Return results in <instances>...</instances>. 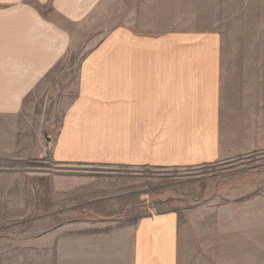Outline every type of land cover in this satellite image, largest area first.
<instances>
[{"label":"crops","instance_id":"obj_1","mask_svg":"<svg viewBox=\"0 0 264 264\" xmlns=\"http://www.w3.org/2000/svg\"><path fill=\"white\" fill-rule=\"evenodd\" d=\"M132 22L117 23L116 0H0V117L15 123L26 99L80 45L70 103L41 146L55 163L194 168L264 150V106L245 108L244 93L228 89L221 32ZM10 134L0 141L20 137ZM57 182L61 191L76 185V207L32 217L59 213L60 222L29 236L27 254L5 258L1 249L0 264H180L178 211L133 221L116 195L86 197L90 181ZM10 228L0 226V235Z\"/></svg>","mask_w":264,"mask_h":264},{"label":"rangeland","instance_id":"obj_2","mask_svg":"<svg viewBox=\"0 0 264 264\" xmlns=\"http://www.w3.org/2000/svg\"><path fill=\"white\" fill-rule=\"evenodd\" d=\"M116 10L118 24L127 19L153 30L221 32L228 89L235 97L244 93L245 108L264 106V0H116ZM83 52L75 45L26 99L15 123L11 116L0 117V134L20 135L0 141V183H13L0 187V197L15 200H0V226L12 227L5 234L15 235H0L5 258L17 251L27 254L28 237L49 226L48 220L32 217L76 207V185L61 191L57 181L86 179V197L116 195L133 221L178 211L180 264H264V150L194 168L133 169L60 165L42 151L70 103L74 76L69 70L80 66ZM30 197L36 199V211ZM68 213L76 218V210ZM52 217L47 224L60 222L59 213Z\"/></svg>","mask_w":264,"mask_h":264}]
</instances>
